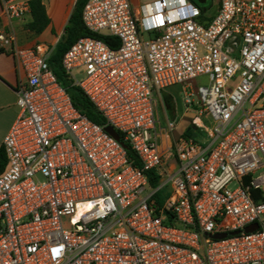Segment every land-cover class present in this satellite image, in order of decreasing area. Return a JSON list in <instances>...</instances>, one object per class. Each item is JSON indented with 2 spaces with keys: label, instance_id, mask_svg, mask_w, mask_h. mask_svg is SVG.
Masks as SVG:
<instances>
[{
  "label": "built area",
  "instance_id": "1",
  "mask_svg": "<svg viewBox=\"0 0 264 264\" xmlns=\"http://www.w3.org/2000/svg\"><path fill=\"white\" fill-rule=\"evenodd\" d=\"M0 9L24 19L31 0ZM82 18L120 41L82 36L62 58L105 124L74 106L53 47L0 31V51L9 46L25 72L3 139L0 264H264V0H221L212 18L193 0H87ZM201 76L208 84L195 88ZM173 85L201 135L163 148L155 91ZM150 170L159 181L147 191Z\"/></svg>",
  "mask_w": 264,
  "mask_h": 264
},
{
  "label": "crops",
  "instance_id": "2",
  "mask_svg": "<svg viewBox=\"0 0 264 264\" xmlns=\"http://www.w3.org/2000/svg\"><path fill=\"white\" fill-rule=\"evenodd\" d=\"M76 1L42 0L46 7L49 23L41 32H36L28 27V23L32 20V11L24 19H9L1 15L0 9V31L3 29L12 30L20 47H33L38 43H46L54 48L65 32ZM154 1L156 0H130L136 9ZM21 76L25 77V72L18 67L10 47L3 48L0 51V110L7 109L9 111L7 114L9 121L0 135V145L3 144L5 135L18 116L16 85ZM179 87L173 85L161 91H155L157 127L160 133L159 142L163 148L189 129H191V136H199L191 126L194 113L181 104L178 105V94L183 92V87ZM168 119H176L177 121L173 131L166 129Z\"/></svg>",
  "mask_w": 264,
  "mask_h": 264
},
{
  "label": "trees",
  "instance_id": "3",
  "mask_svg": "<svg viewBox=\"0 0 264 264\" xmlns=\"http://www.w3.org/2000/svg\"><path fill=\"white\" fill-rule=\"evenodd\" d=\"M86 2L87 0L76 1L68 24L66 25L65 32L55 45L50 56L49 63L60 82L67 89L74 106L92 121L99 124H105L106 118L103 116L96 104L89 98V96L80 86L72 83V80L69 78V75L66 73L62 65V58L66 50L72 43L82 36L89 35L100 38L112 47L118 46L120 44L118 37L95 33L90 31L85 26L82 18V12ZM31 11L32 20L28 23V27L36 32H41L49 23L46 7L42 0H31ZM120 133L122 139H124L123 133ZM184 134L186 136H191V129L185 131ZM124 145L133 164L135 166H141V160L132 146L127 141H124ZM7 161L8 159L6 150L2 144L0 145V173L5 169ZM147 175L151 185L156 186L159 181V176H157L153 170L147 171Z\"/></svg>",
  "mask_w": 264,
  "mask_h": 264
},
{
  "label": "rangeland",
  "instance_id": "4",
  "mask_svg": "<svg viewBox=\"0 0 264 264\" xmlns=\"http://www.w3.org/2000/svg\"><path fill=\"white\" fill-rule=\"evenodd\" d=\"M196 3H198V5L200 6V8L203 10L205 17H213L216 15L220 2L221 0H207L205 3H199L196 0H193ZM208 84V77L207 76H201L198 77L194 82H193V86L195 88H197L199 85H207ZM177 88H180L179 86L182 85H176ZM183 92L178 94V105L181 104L184 108H185V104L183 101ZM17 111H19V107L17 108ZM8 110L4 109V110H0V135L1 133L4 131L8 121H9V116L8 114ZM204 120L209 123L211 125V119H205ZM198 135H201L200 132L196 131ZM232 187H234V185H232ZM154 186L153 185H149L147 187V191H152L154 190ZM146 191V192H147ZM169 193V189L168 187H165L163 189H161L157 195V197H160L162 200H165L166 197L168 196Z\"/></svg>",
  "mask_w": 264,
  "mask_h": 264
},
{
  "label": "water",
  "instance_id": "5",
  "mask_svg": "<svg viewBox=\"0 0 264 264\" xmlns=\"http://www.w3.org/2000/svg\"><path fill=\"white\" fill-rule=\"evenodd\" d=\"M199 3H205L207 0H196ZM106 130L111 133L116 139L121 140V135L120 133L112 126V125H107ZM258 227V224H251L247 226L246 230L247 231H252ZM225 234H216L215 237H223Z\"/></svg>",
  "mask_w": 264,
  "mask_h": 264
}]
</instances>
